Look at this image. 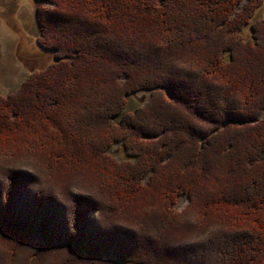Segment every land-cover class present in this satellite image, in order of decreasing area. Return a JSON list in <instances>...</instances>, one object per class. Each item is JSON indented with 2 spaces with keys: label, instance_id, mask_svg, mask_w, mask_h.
I'll return each instance as SVG.
<instances>
[{
  "label": "trees",
  "instance_id": "obj_1",
  "mask_svg": "<svg viewBox=\"0 0 264 264\" xmlns=\"http://www.w3.org/2000/svg\"><path fill=\"white\" fill-rule=\"evenodd\" d=\"M44 1L50 7L37 10L38 43L55 61L30 73L15 93L0 97V148L5 151L0 162V262L147 264L143 243H149L148 235L167 239L202 230L205 212L196 215L194 226L165 220L179 196L186 194L191 202L200 194L206 203L214 196L212 203L219 205L224 203L219 197L234 198L235 204L241 198L238 205L221 208V225L209 213L206 218L210 234L202 235V241L222 247L216 264H264V16L252 19L263 0H248L242 10L237 9L242 0ZM250 23L251 40L242 34ZM138 91H148L150 97L125 111L128 95ZM85 110L94 115L92 124L80 117ZM253 119L257 121L251 123ZM133 121L151 126L139 132L145 142L142 153L129 142L128 130L140 128ZM183 124L187 139L192 131L194 137L186 151L184 141L171 139L176 127L178 138L185 134ZM71 130L96 138V150L107 145L104 136H113L111 143L121 141L134 164L121 166L127 177L91 170L99 191L88 185L87 170L58 178L56 157L72 160L63 146ZM160 142L167 146L162 151ZM174 152L180 155L178 162H170ZM211 152L225 163L215 194L210 193L216 188L211 181L217 178L203 173L206 166L217 167L206 156ZM80 153L75 157L81 158ZM156 168L159 175L151 183ZM230 173L242 179L237 189L225 184ZM57 185L59 191H54ZM151 190L164 191L161 202L167 209L155 210L162 215L158 222L126 215L134 194ZM91 211L99 212L96 218ZM107 214L113 224L106 221ZM159 227L161 232L154 234ZM188 248L186 254H197ZM171 250L156 253L176 262L178 250ZM193 259L182 264H194Z\"/></svg>",
  "mask_w": 264,
  "mask_h": 264
},
{
  "label": "rangeland",
  "instance_id": "obj_2",
  "mask_svg": "<svg viewBox=\"0 0 264 264\" xmlns=\"http://www.w3.org/2000/svg\"><path fill=\"white\" fill-rule=\"evenodd\" d=\"M247 1L248 0H242L238 4L237 9L242 10V8L245 7V4L248 3ZM40 7H44V8L50 7V4L44 0H0V97L15 93L20 88V86L23 84V82L25 81L27 76H29L30 73H34V72L39 71L41 69L44 70L47 66H49L50 64H52L55 61L54 54L52 52L44 50L38 43L39 37H41V30H40L39 17L37 14V10ZM263 16H264V0H263V3L261 4V6H259L256 9L255 14H254L252 19H253V21H255L256 19L262 18ZM251 23H250V25H247L242 31L243 37L250 39V40L252 39ZM121 79L123 80V78H121ZM119 84H121V83L119 82ZM149 97H150V94L148 91H138L135 93H130L128 95V106L125 108V111H134L138 106H141L142 103L144 101H146ZM50 98H52V96H50ZM155 113H156L155 111L151 110L150 115H155ZM80 117L81 118L84 117L83 119H85V121H88V124H92L94 122V115H91V113L89 114L87 112V110L82 111V114L80 115ZM119 118H120V116L117 117V120H119ZM256 121H257V119H253L251 121V123L252 122L254 123ZM186 122L191 123L190 120H188ZM139 123H140V121H133L134 126L141 125ZM198 125H200V124H198ZM204 125H206V124H204ZM139 127H140L139 130H137L136 127H135V129L128 130L127 134L130 135L129 142L135 148V150L138 149L139 151H141L140 145L143 146L144 144H142V143H145V142H143V138H144L143 135L139 134V132H141L143 129H146L148 126H146V127L139 126ZM102 128L104 130L111 131L105 125H103ZM150 128H151V126H149L147 129H150ZM176 128L177 129L175 130V132H172V138L171 137H169V138L178 140L180 143H182V141H184L182 144L184 146H186V145L188 146V147L184 148V151H186L187 148H189L188 142L190 143L191 141H194V137H191V136H193V131L189 135V139H187L188 138L186 135L187 134V130H186L187 127L184 125L181 127V129L183 130L182 132L185 131V134L183 133V136H180L178 138L174 133H176L177 131L180 132V129L178 127H176ZM67 135L69 136L68 141H71L70 145H68L69 144L68 141H65V143H63V146H66V153L68 154V157L72 160H71V162L70 161L67 162V158L66 159H62V158L59 159L56 157L55 162H57V164H58V167H57L58 169H56V171L59 172L58 178L63 179L64 178L63 176L66 177V175L75 174L79 170H87L86 179H88V183H89L88 185H90L91 188H93V190H94L96 185H97V180H96L95 176H94L95 179L93 178V174L95 175V173L92 172L91 170L97 171L96 170L97 168H98V170H100V168H102V169H107V172L109 171L110 173L120 172L121 176L127 177L128 174L124 172V171H126V169L121 168V166H126V165L128 166V164L129 163L131 164L133 161H132V159L128 158L124 144L121 141H115V142L111 143L110 142L111 140L109 141V139H111L113 136L109 137V138L104 136L103 140L104 141L108 140L106 142L107 145H105V147H102V145L100 144V146H98V150H96L95 148H93L94 143H97L95 141L96 138L94 139V138H90L87 136H83V134H81L80 132H75L74 130L69 131V133H67ZM119 136H121V133H119ZM89 138L91 140H89ZM160 139H162L161 140V142H162L163 137ZM186 139H187V141H186ZM4 141L7 142L8 140H4ZM72 141L74 143H72ZM133 142H135L136 144ZM161 142L159 143V145L158 144L157 145L162 146L161 147L162 149H160L158 146L157 147H158V149H160L162 151L167 146L164 147V144H162ZM180 143H179V147H181ZM78 146H81L80 147L81 153L78 150L79 149ZM100 147H102V148L100 149ZM37 150L36 151L38 153L39 151L41 152V150L43 151V148H40ZM101 150H104V152H102ZM148 150H151V152H152V149H148ZM3 152H5V151H3L2 148H0V162L4 160L1 158V156H2L1 153H3ZM78 153L83 154L81 156V158L75 157ZM140 153H142V151ZM157 153H158V151H157ZM104 155H107V157ZM169 155H168V159L170 158ZM37 156H38V154H37ZM108 156H109V158H108ZM179 156H180L179 153L174 152V155L172 157V159L173 158L174 159L170 160V162L171 161L178 162L179 160H181ZM181 156H183V155H181ZM187 156H189V153L187 154ZM206 156H207V158H210L211 161H216V163H217V167H216L215 171L212 169L213 166H211L209 169H207V166H206V167H204V172H203L204 175H206V176L217 178V180L215 179V180L211 181L213 183L215 182L213 186H215L216 188H215V191L211 190L210 193L215 194V192L218 190V188L221 185L219 183L218 179H219V176L221 175V170H220L221 166H222V168H225L224 167L225 163H223L224 161H223V159H221L222 158L221 156H219V155L213 156V152H211V154L209 153V155H206ZM34 158L35 157L32 156V160ZM125 160H127L129 162H127ZM142 160L143 159L141 156V162H142ZM188 160H189V158L187 159V161ZM211 161L210 162L206 161V162L211 163ZM230 161H231V159H230ZM206 162L205 163L203 162V164L207 165ZM161 163H163V164L165 163V158H164V161L161 160ZM158 168H161V166H158ZM66 171H69V172H66ZM74 171H76V172H74ZM147 171H146V173H147ZM158 171L159 170H157V168H156V173L153 175V180H151L150 177H148L150 175L147 176L148 180L150 179L149 182L151 181V183H154L155 181H157L156 177H158V175H159ZM212 171H214V172L212 173ZM103 172L107 173L104 170H103ZM105 173H102V174L106 175ZM150 173H151V171H150ZM226 173H229V172L226 170ZM145 175H147V174H145ZM145 175H144V177H145ZM161 175H162V172H161ZM230 175L232 176L233 174L230 173ZM230 175L228 176L227 179L224 180V181H226L225 184H229L230 186H234V184H235V187L237 189L238 188L237 184L240 183L242 181V179H240V175L237 178H236V175H233L235 179L232 178ZM57 176L55 178L56 180H57ZM147 177H145V178H147ZM223 178H224V176H223ZM84 181H86V180H84ZM118 183H119V181H118ZM121 183H123V182L121 181ZM121 183H119L120 186H121ZM108 184L111 185V187H117V189L120 188V186H118L117 183H114V182L110 183L109 182ZM88 185L86 184V186H88ZM57 186H58L57 188H54V191H59L58 188H60V185H57ZM181 186H179V187H181ZM95 190L99 191L98 187ZM71 191L73 193L75 191V189H70V192ZM94 192L98 193L96 191H94ZM134 196H135V199H133L134 197L130 199L132 201L131 203H129V202L126 203V205H127L126 206V212H127L126 215L135 216V218H140L142 216L143 217L149 216L150 218H153L151 220V222L153 221V224H154V221L158 222V218H161V216H162L161 214H155V210L158 209L159 206L162 207V205L164 206V210L167 209L166 203L164 204L161 202L163 199V196H164V191H155V190L152 191L151 190L148 193H145V192L143 194H140V192L136 193V194H134ZM213 198H214V196L211 195L208 198L209 199L208 201L210 203L209 202L206 203V202H204L205 200L203 201V197L201 198L200 194H199V198L195 197V198H193V201H191V202H190L189 197L186 194L179 196L176 204L173 205V211L168 214V219H166L164 217L165 220H169V222H173L175 218L176 219H182V220L186 221V223H187L186 225L191 224L192 226H194V223H193L194 220L193 219L196 218V215L199 214L200 212L201 213L205 212L206 213L205 221L200 226V229L202 228V230L197 232L196 234H193L190 232L191 234H189L185 237H179V236H182L183 233H176V234H174V236H172V237L170 236V238L166 239L162 235L157 234V233L161 232L160 227L156 228L154 234H157V235L155 237L152 235H148L149 243L147 241L146 242L144 241V243H143V244H146V248H147L146 250L148 251V261L149 262L147 264H173V262H175L174 260H172V261L168 260V262H167V261L163 260L162 254L157 255L156 252L159 249H162L164 251V248L168 249V250H171V249L178 250V252H176L177 258L175 257V260H176L175 264H182L184 262L183 259H187V258H190V259L194 258L192 260V261H194V264H216V258L219 257V252H220V249L222 247L220 244L219 249H218V247L215 243H213L211 241H202V239H203L202 235H204V237H205V236H208V234H210L208 226L206 225V218H207L208 213H209L210 220L212 222H216L218 225H221L222 222H221V219H218V217H219L218 213L220 212L221 208H225V206H227L229 204H235V201H233L234 198L228 197L226 199H223V198L219 197L220 201L224 200V203L221 202L219 205V204L212 203L216 200V199L212 200ZM239 199H241V198L237 199L235 205H238L239 202L241 203V201H239ZM112 200L116 202L118 199L116 197H114V198H112ZM228 200H230V201L226 202ZM226 203H229V204L226 205ZM116 204H117V202H116ZM203 204L206 206H203ZM237 209H238V207H237ZM98 213H99L98 211H91L90 215L92 217L96 218ZM153 214H155V215H153ZM214 214H216L217 217ZM108 216L109 215L107 214L106 221L108 220L109 222H111V224H113L114 219L108 218ZM170 218H172V219H170ZM209 218L207 220H209ZM156 231H158V232L156 233ZM184 232H186V231L184 230ZM215 233H220V232H215ZM59 235H60V233H59ZM217 235H223V234H217ZM217 235H215V236H217ZM209 242H211L213 244H210ZM185 247H189L187 250H192L194 252V254L197 253L195 255L196 258H195V256H192L191 254H186V252L184 251ZM69 253H72V252H69ZM62 255H64V254H62ZM68 255H71V254L65 253V256H63V257L72 259V257L68 256ZM22 256H25V254H22ZM157 258L159 260H157ZM105 260H107V259H105ZM0 263L2 264V262H0Z\"/></svg>",
  "mask_w": 264,
  "mask_h": 264
}]
</instances>
